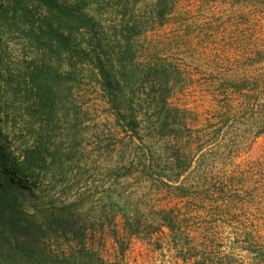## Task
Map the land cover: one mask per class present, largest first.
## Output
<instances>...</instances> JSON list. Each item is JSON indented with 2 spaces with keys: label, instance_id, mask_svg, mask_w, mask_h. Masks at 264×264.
<instances>
[{
  "label": "rangeland",
  "instance_id": "1",
  "mask_svg": "<svg viewBox=\"0 0 264 264\" xmlns=\"http://www.w3.org/2000/svg\"><path fill=\"white\" fill-rule=\"evenodd\" d=\"M154 2L92 0L106 27L119 28L127 20L148 22L134 39L139 69L146 61L163 66L167 104L180 109L154 110L166 117L167 125L160 139L161 160L152 170L145 168L148 177L138 174L143 170L134 152H121L127 140L85 71L72 92L68 83L63 85L61 116L32 113L28 94L7 96L6 144L18 152L32 136L49 135L50 148L67 153L44 185L53 184L55 193L70 199L80 194L87 202L63 213L96 221L101 209L108 210L109 223L100 230L109 260L191 264V259L185 261V248L223 252L245 233L264 246V0H171L162 23L149 18ZM8 46L9 59L22 63L12 68L18 73L26 50L16 37ZM66 71L64 62L61 72ZM150 81L137 93L144 105L157 89L158 78ZM15 82L23 90L22 80L16 77ZM73 101L80 112L77 126L72 111L67 112ZM182 146L191 149V168L180 178L181 189H175L158 174H165L171 149ZM159 209L172 211L176 233L159 223ZM125 214L129 224H124Z\"/></svg>",
  "mask_w": 264,
  "mask_h": 264
},
{
  "label": "trees",
  "instance_id": "2",
  "mask_svg": "<svg viewBox=\"0 0 264 264\" xmlns=\"http://www.w3.org/2000/svg\"><path fill=\"white\" fill-rule=\"evenodd\" d=\"M171 6V0H155L149 18L162 23ZM97 13L92 9V0H0V264H123L103 255L100 229L108 222V210L101 209L96 221L76 212L63 213L87 202L80 194L70 199L63 192L55 193L53 184L44 185L46 175L63 165L62 157L67 153L50 148L49 135L32 136L30 144L14 152L2 132L7 96L17 92L28 94V109L31 107L32 113L61 116L63 85L68 83L72 92L78 74L85 71L127 140L121 152L126 148L134 152L143 170L138 174L148 177L145 168L152 170L159 165L157 160H161L163 152L160 139L167 119L154 110L166 106L175 112L180 109L167 104L169 94L163 66L146 61L139 69L134 39L146 30L148 22L127 20L120 22L119 28L106 27ZM111 27L116 28L115 32ZM15 37L26 50L24 68L18 73L12 68L20 66L21 61L14 64L9 59L8 45ZM64 62L67 71L61 72ZM16 77L24 83L21 91L19 83L13 84ZM154 77L158 78L154 98L144 105L137 93L146 89L145 84H150ZM157 98L163 103L155 101ZM71 105L67 112L72 111L75 126L80 112L74 101ZM183 126L191 130L187 124ZM171 135L176 138L174 131ZM175 149H171L167 170L162 172L165 174H158V179L166 178L173 188L181 189L179 181L191 168L192 152L185 146ZM122 168L127 169L124 165ZM157 217L162 226L176 233V217L170 209H159ZM124 218V224H129L127 214ZM258 244L245 233L238 246L235 244L227 251L185 248V261L264 264V246Z\"/></svg>",
  "mask_w": 264,
  "mask_h": 264
}]
</instances>
